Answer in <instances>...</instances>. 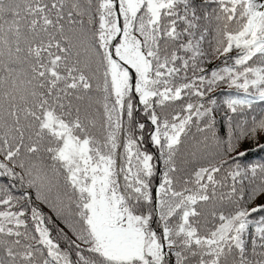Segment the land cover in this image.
Here are the masks:
<instances>
[{
    "label": "snow or ice",
    "instance_id": "obj_1",
    "mask_svg": "<svg viewBox=\"0 0 264 264\" xmlns=\"http://www.w3.org/2000/svg\"><path fill=\"white\" fill-rule=\"evenodd\" d=\"M0 264H264V0H0Z\"/></svg>",
    "mask_w": 264,
    "mask_h": 264
}]
</instances>
